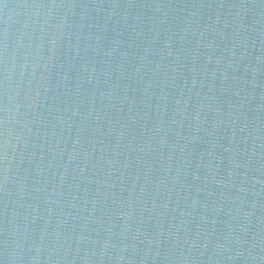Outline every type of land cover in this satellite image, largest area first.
<instances>
[{"label": "water", "instance_id": "1", "mask_svg": "<svg viewBox=\"0 0 264 264\" xmlns=\"http://www.w3.org/2000/svg\"><path fill=\"white\" fill-rule=\"evenodd\" d=\"M0 264H264V0H0Z\"/></svg>", "mask_w": 264, "mask_h": 264}]
</instances>
